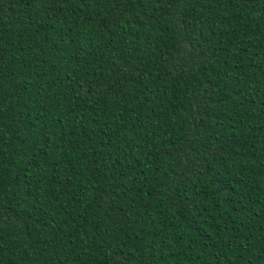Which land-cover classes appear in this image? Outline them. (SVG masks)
<instances>
[{
    "label": "trees",
    "instance_id": "16d2710c",
    "mask_svg": "<svg viewBox=\"0 0 264 264\" xmlns=\"http://www.w3.org/2000/svg\"><path fill=\"white\" fill-rule=\"evenodd\" d=\"M0 264H264V0H0Z\"/></svg>",
    "mask_w": 264,
    "mask_h": 264
}]
</instances>
